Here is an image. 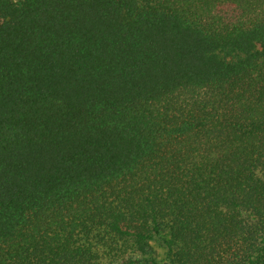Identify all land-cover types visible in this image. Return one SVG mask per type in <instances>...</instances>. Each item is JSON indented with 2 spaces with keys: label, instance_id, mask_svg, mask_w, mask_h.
Masks as SVG:
<instances>
[{
  "label": "trees",
  "instance_id": "16d2710c",
  "mask_svg": "<svg viewBox=\"0 0 264 264\" xmlns=\"http://www.w3.org/2000/svg\"><path fill=\"white\" fill-rule=\"evenodd\" d=\"M0 264H264V0H0Z\"/></svg>",
  "mask_w": 264,
  "mask_h": 264
},
{
  "label": "rangeland",
  "instance_id": "374dc122",
  "mask_svg": "<svg viewBox=\"0 0 264 264\" xmlns=\"http://www.w3.org/2000/svg\"><path fill=\"white\" fill-rule=\"evenodd\" d=\"M155 249H156V251H157V253L159 255L158 258L159 259H163V257H164L163 250L161 248L157 247L156 245H155Z\"/></svg>",
  "mask_w": 264,
  "mask_h": 264
}]
</instances>
